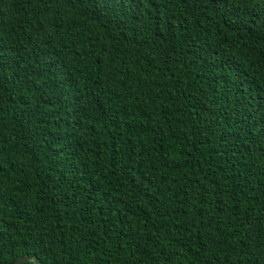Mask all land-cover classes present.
I'll use <instances>...</instances> for the list:
<instances>
[{"label":"trees","instance_id":"obj_1","mask_svg":"<svg viewBox=\"0 0 264 264\" xmlns=\"http://www.w3.org/2000/svg\"><path fill=\"white\" fill-rule=\"evenodd\" d=\"M139 11L0 0V264H264V0Z\"/></svg>","mask_w":264,"mask_h":264},{"label":"snow or ice","instance_id":"obj_2","mask_svg":"<svg viewBox=\"0 0 264 264\" xmlns=\"http://www.w3.org/2000/svg\"><path fill=\"white\" fill-rule=\"evenodd\" d=\"M67 2L70 3L71 0H67ZM78 2L83 4L85 3V0H78ZM148 2L150 3L151 0H148ZM182 2L188 3V0H182ZM195 2L196 0H193V3ZM209 2L224 7H228L233 3L243 6V0H209ZM88 3L93 8L97 6V3H102L109 6L111 9L119 8L121 12L124 11L125 7H129V11H132L134 8L135 17L139 19V17L142 15L139 10L144 6L145 0H127V5L125 4V0H88ZM79 179L82 180L84 177L80 176Z\"/></svg>","mask_w":264,"mask_h":264},{"label":"water","instance_id":"obj_3","mask_svg":"<svg viewBox=\"0 0 264 264\" xmlns=\"http://www.w3.org/2000/svg\"><path fill=\"white\" fill-rule=\"evenodd\" d=\"M25 262H33V264H37L35 261V258L29 257V256L20 257L14 264H21V263H25Z\"/></svg>","mask_w":264,"mask_h":264}]
</instances>
